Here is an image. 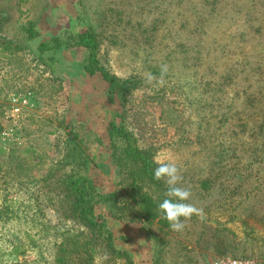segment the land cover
<instances>
[{"label": "rangeland", "instance_id": "374dc122", "mask_svg": "<svg viewBox=\"0 0 264 264\" xmlns=\"http://www.w3.org/2000/svg\"><path fill=\"white\" fill-rule=\"evenodd\" d=\"M30 20L32 38L21 26ZM88 27L100 64L135 83L125 96L81 71L83 48L38 50ZM165 64L163 82L146 83ZM118 115L152 160L174 158L206 214L175 232L131 211L115 224L99 206L130 258L90 252L91 233L62 195L35 182L77 136L97 189H116L107 124ZM0 120V145L17 150L24 176L22 188L17 176L4 186L0 172V264H49L63 241L78 249L69 264H264V0H0Z\"/></svg>", "mask_w": 264, "mask_h": 264}, {"label": "trees", "instance_id": "16d2710c", "mask_svg": "<svg viewBox=\"0 0 264 264\" xmlns=\"http://www.w3.org/2000/svg\"><path fill=\"white\" fill-rule=\"evenodd\" d=\"M36 24V20H30L21 25L22 29L29 32L30 38L37 34ZM71 48H83L87 52L86 62L82 65L81 71L88 76H99L107 83L111 94L125 96L135 87L133 81L118 78L100 64L97 37L90 27L76 33L52 36L48 41L38 45L39 51L53 50L60 54L63 49ZM118 116L111 118L107 124V142L111 150V159L120 169L121 179L116 189L108 193H102L97 189L89 175V169L93 165L92 158L77 136H74L72 142H65L59 152L61 156L49 167L47 177L40 182L35 180L37 184L42 182L44 186H52L49 191H56L62 195L66 202L67 216L77 220L90 231L93 243L90 252H105L115 258L126 255L129 257V253L120 247L121 243L117 244L120 238L109 225L108 220H112L115 224L120 223L131 211L133 218L145 222L157 221L162 228L170 227L158 210L160 199L166 198L164 195L167 190L166 184L164 181L154 179L153 170L156 164L151 155L137 147L133 133L127 130L124 124L115 121L116 118H120V115ZM21 164V157L15 148L0 145V172L3 173L2 168H4L7 173L5 178L9 180L5 181L3 178L1 183L4 186L11 182L12 176H17V179L21 177L17 186L19 188L24 186V182L21 183L24 176L19 172L16 173V169L18 171ZM155 194L159 195V200L155 199L157 198ZM99 206L107 210L108 220L97 214L96 209ZM26 237L30 238V236ZM19 245L18 243L15 247L12 245L11 251L6 254L11 257L17 256ZM29 248L31 249L30 246ZM54 252L53 260L49 264H69L72 256L76 258L78 249L70 246L69 242L63 241L55 247ZM87 252L86 249L81 251L85 255Z\"/></svg>", "mask_w": 264, "mask_h": 264}, {"label": "clouds", "instance_id": "9594fccd", "mask_svg": "<svg viewBox=\"0 0 264 264\" xmlns=\"http://www.w3.org/2000/svg\"><path fill=\"white\" fill-rule=\"evenodd\" d=\"M168 72V66L162 65L160 77L153 74H147L146 83L152 84L154 81L163 82V77ZM156 167L153 170L154 179L164 181L166 184L165 199L158 204V210L163 218L167 220L172 231L181 232L185 229V221L190 220L193 216L200 219L205 218V212L202 207H197L191 203V190L182 187L181 168L175 162L171 155H161L157 153L153 157Z\"/></svg>", "mask_w": 264, "mask_h": 264}, {"label": "built area", "instance_id": "2783aa9c", "mask_svg": "<svg viewBox=\"0 0 264 264\" xmlns=\"http://www.w3.org/2000/svg\"><path fill=\"white\" fill-rule=\"evenodd\" d=\"M21 102L22 104H26V100H23ZM209 264H257V263L249 259L218 258L211 261Z\"/></svg>", "mask_w": 264, "mask_h": 264}]
</instances>
